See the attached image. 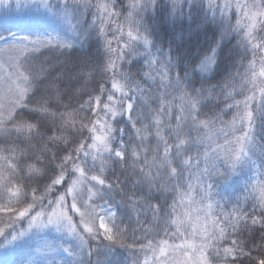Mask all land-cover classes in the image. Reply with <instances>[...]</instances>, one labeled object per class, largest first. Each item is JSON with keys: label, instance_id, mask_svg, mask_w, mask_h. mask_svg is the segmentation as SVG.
Here are the masks:
<instances>
[{"label": "snow or ice", "instance_id": "1", "mask_svg": "<svg viewBox=\"0 0 264 264\" xmlns=\"http://www.w3.org/2000/svg\"><path fill=\"white\" fill-rule=\"evenodd\" d=\"M32 3L0 20V264H264V0Z\"/></svg>", "mask_w": 264, "mask_h": 264}, {"label": "rangeland", "instance_id": "2", "mask_svg": "<svg viewBox=\"0 0 264 264\" xmlns=\"http://www.w3.org/2000/svg\"><path fill=\"white\" fill-rule=\"evenodd\" d=\"M23 3L26 6V8H24V11H22L19 14L7 17V19L11 22V24H9L8 27H10L11 30L13 31H28L29 29L35 28V26H41V30H42L44 24L42 22H40L39 25L37 24L36 6L32 3V0H19V4H17V2L15 4L21 5ZM49 30H51L50 26H49ZM258 180L259 178L257 177V182ZM46 234H47L46 239H48L51 236V233H46Z\"/></svg>", "mask_w": 264, "mask_h": 264}, {"label": "trees", "instance_id": "3", "mask_svg": "<svg viewBox=\"0 0 264 264\" xmlns=\"http://www.w3.org/2000/svg\"><path fill=\"white\" fill-rule=\"evenodd\" d=\"M15 0L11 1V8L10 9H0V20L4 19V18H7V17H10L12 15H16V14H19L21 13L22 11H24V8H26L25 4H21V5H17L15 4ZM28 10V9H27ZM37 15V13H36ZM203 39V38H201ZM74 59V58H73ZM239 183L237 185H235V187H239ZM229 191H232V189H229ZM24 226L26 227V223L24 224ZM48 233H51V236L48 238V240H54V239H58V237L56 236L55 233H52V232H48ZM47 234H45V238H46ZM54 236V237H52ZM24 246L23 245H20L18 248H16L14 250V253H10V254H14V258L19 260L21 258H27L25 256V249L23 248ZM0 254H2V251H0Z\"/></svg>", "mask_w": 264, "mask_h": 264}]
</instances>
